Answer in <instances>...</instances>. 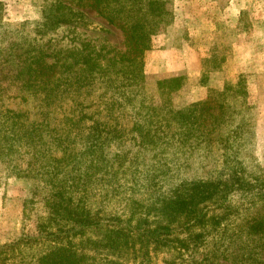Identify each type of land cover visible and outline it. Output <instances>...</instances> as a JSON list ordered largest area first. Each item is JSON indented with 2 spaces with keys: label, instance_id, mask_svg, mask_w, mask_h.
<instances>
[{
  "label": "rangeland",
  "instance_id": "obj_1",
  "mask_svg": "<svg viewBox=\"0 0 264 264\" xmlns=\"http://www.w3.org/2000/svg\"><path fill=\"white\" fill-rule=\"evenodd\" d=\"M45 1L0 0V46L7 40L20 51L34 52L48 42V52L87 46L103 55L99 64L70 76L73 84L56 87L54 82L45 86L51 90L37 91L17 84L0 99L1 109L45 131L37 149L22 150L27 153L17 173L0 163V245L40 236L41 224L56 215V201L45 198L51 188L66 190L70 210H63L64 222L92 217L135 223L146 215L163 221L168 214L153 207L147 214L139 207L175 201L186 186L214 184L222 192L230 186L231 199L224 202L230 209L223 206L213 214L232 220L220 236L208 244L200 238L198 247L186 253L173 250L185 236L182 227L149 250L148 260L120 244L98 247L76 236L47 241L33 251L18 249L13 264L60 248L73 256L55 264H264V202L256 204L259 198L247 195L264 187V92L260 80L246 73L230 77L232 31L221 27L216 45H210L212 24L229 0H215L217 5L213 0H118L107 5V10L124 12L128 22L120 21L121 26L136 21L130 11H147L146 19L149 9L170 14L150 35L141 77L125 71L130 63L121 57L128 53L124 32L95 8L72 6L82 13L77 20L41 32ZM211 52L215 59L208 57ZM145 128L147 138L139 131ZM93 131L99 132L104 149L96 157L87 149ZM40 162L46 168H39ZM242 185L252 186L249 193H238ZM176 219L183 220V214ZM258 223L263 229H254Z\"/></svg>",
  "mask_w": 264,
  "mask_h": 264
},
{
  "label": "trees",
  "instance_id": "obj_2",
  "mask_svg": "<svg viewBox=\"0 0 264 264\" xmlns=\"http://www.w3.org/2000/svg\"><path fill=\"white\" fill-rule=\"evenodd\" d=\"M118 0H49L44 4V23L41 32L47 34L48 31H54L62 24L74 22L82 13L74 10L72 6H88L97 9L110 24L120 27L125 34L128 53L121 55L127 58L130 65L125 71L131 77H141L143 70V53L149 47L148 41L150 35L155 31L161 21L170 14L160 10L152 11L149 9L151 17L146 19L147 11L134 13L130 11L129 17L136 18L131 26H121V22L126 24L122 10H107V5L114 4ZM140 2V0H130ZM121 21V22H120ZM3 40L0 46V99H3L9 92V87L18 86L26 88L25 90H51L52 87H45L56 82L59 84H73L70 76H76L84 73L88 69L99 64L98 59L103 55L89 49L87 46L64 48L57 51L48 52L50 49L48 42L41 44L42 48L37 50L25 49L20 51L18 46L12 42ZM87 62V63H86ZM55 81H52L54 80ZM228 88V87H227ZM10 90V89H9ZM223 92V91H222ZM224 92H228L225 90ZM229 96L230 93H219ZM3 108V107H2ZM41 124L35 125L24 120L23 116L10 110L0 108V163L11 168V173H17V168H22V161L27 152H22L26 147L29 151L37 149L42 141L45 131L40 128ZM143 133V138H147V128L139 130ZM94 136L87 145L88 151L96 157L97 154L104 153L103 144L99 137V132L93 131ZM99 135V136H98ZM59 138L54 137V143H58ZM105 158V154L102 155ZM106 159V158H105ZM8 163V164H6ZM47 164H38L39 168H46ZM53 168H60L54 166ZM251 185H242L237 189L238 193H249ZM220 186L207 183H194L183 189V197L177 200H159L151 204L142 205L141 211L154 208L161 214H168L164 220H150V216L134 219H126L127 223L119 219L96 220L90 217H81L73 219V223L64 222L62 219L63 210H70L69 198L66 197V190L60 188H51L48 190L45 198L49 201H56L54 206L55 217L50 218L48 222L42 223L39 227L40 236H29L20 238L14 242L0 245V264H13L16 259V251L20 249L33 251L37 247H43L47 241H58L62 238L78 237L87 240L98 247H112L117 244L131 250L135 255L138 254L144 259H149V250L155 249L159 244L168 240L172 229L176 230L183 227L185 236L183 240L176 241L174 251L180 252L176 248L183 249V253L194 251L198 247V240L205 244L212 236L218 237L222 230L232 220L228 215H217L216 219L213 212L222 208L229 210L230 207L224 202L231 199L229 193H232L230 186H224V192ZM177 193V192H175ZM249 196L258 197L264 202V187L257 191H251ZM137 208V209H139ZM183 214V220L177 221V216ZM169 215H174L170 217ZM102 225V226H101ZM263 229V224L255 225V230ZM104 231V232H103ZM91 236H95L94 238ZM183 241V246L180 243ZM38 243V244H37ZM37 244V245H36ZM24 247V248H23ZM138 252V253H137ZM73 252L66 248H60L52 251L41 250L39 254L28 255L26 264H55L66 259L70 260ZM137 256V255H136ZM137 256V257H139ZM24 264V263H23ZM118 264V263H117ZM124 264V263H121Z\"/></svg>",
  "mask_w": 264,
  "mask_h": 264
},
{
  "label": "crops",
  "instance_id": "obj_3",
  "mask_svg": "<svg viewBox=\"0 0 264 264\" xmlns=\"http://www.w3.org/2000/svg\"><path fill=\"white\" fill-rule=\"evenodd\" d=\"M211 3L217 5L215 0ZM220 12L221 15L212 24L211 47L216 45V36L221 27L226 28L227 32L232 31L233 35H229V62L233 61L229 64L230 77L235 78L246 73L260 80L261 90L264 92V0H229ZM214 53L211 52L208 57L215 59ZM199 59L204 58L200 56ZM221 83L224 86V82Z\"/></svg>",
  "mask_w": 264,
  "mask_h": 264
}]
</instances>
